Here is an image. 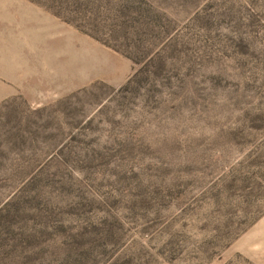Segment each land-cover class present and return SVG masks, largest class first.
Segmentation results:
<instances>
[{"label": "rangeland", "instance_id": "obj_1", "mask_svg": "<svg viewBox=\"0 0 264 264\" xmlns=\"http://www.w3.org/2000/svg\"><path fill=\"white\" fill-rule=\"evenodd\" d=\"M0 264H264V0H0Z\"/></svg>", "mask_w": 264, "mask_h": 264}]
</instances>
